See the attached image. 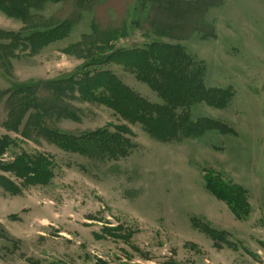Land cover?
Wrapping results in <instances>:
<instances>
[{"label": "rangeland", "instance_id": "1", "mask_svg": "<svg viewBox=\"0 0 264 264\" xmlns=\"http://www.w3.org/2000/svg\"><path fill=\"white\" fill-rule=\"evenodd\" d=\"M121 1L112 0L111 5ZM212 1L187 8L178 0L169 8L157 9L147 29L142 24L150 8L141 2L134 11L131 4L126 20L112 13L117 26L122 29L125 22L127 29L111 42L113 50L142 49L154 43L180 45L204 68V88L221 92L209 91L217 105L195 102L178 111L190 122L209 121L208 127L200 122V136L162 142L140 123H129L104 104L85 103L76 93L67 95V114L74 119L52 117L46 122L50 129L76 136L103 129L112 134L118 126L131 131L133 136L127 138L135 148L130 155L101 161L67 153L42 137L27 139L7 130L8 96L0 100V140L6 138L0 179L19 189L0 186V264H264V0H224L211 8L203 21L212 29L204 33L212 30L214 37L197 32L179 42L153 30L157 25L185 35L191 23L199 25L197 17ZM52 8L49 3L46 12ZM91 19L84 11L66 44L89 33ZM0 26L17 27L1 18ZM34 26L38 32L45 30L38 21ZM105 27L102 23L99 32ZM27 33L26 37L32 32ZM8 34L0 32V36ZM81 57L78 68L75 58L70 62L55 50L38 57L37 63L18 60L23 64H18L13 77L5 69L8 63L3 67L0 62V92L29 79L27 83L44 84L49 78L58 81L109 71L139 97L165 104L123 65L115 61L93 65L99 57ZM52 98L48 89L40 91L37 106ZM223 102L227 103L223 106ZM36 127V122H29L28 134L32 136ZM22 153L52 159L48 184H29L28 177L19 179L3 169ZM210 170L247 192L249 219L236 220L227 205L206 189L204 176ZM194 219L225 234L215 242L194 227Z\"/></svg>", "mask_w": 264, "mask_h": 264}, {"label": "trees", "instance_id": "2", "mask_svg": "<svg viewBox=\"0 0 264 264\" xmlns=\"http://www.w3.org/2000/svg\"><path fill=\"white\" fill-rule=\"evenodd\" d=\"M44 1L46 0H0L1 12L10 18L21 19L26 25L25 30L21 33H9L6 36H0V41H10L9 44H0V62H4L3 67L8 63V67L5 69H8L9 73L11 72L9 59H13L18 50L30 48L31 53H37L43 46L65 38L82 11H92L95 14L93 36H85L82 43L73 47L72 50L78 52L77 54L83 56L84 59L92 60L99 57L98 60L91 62L93 65L97 63V65L102 66L114 61L123 65L140 81L148 84L165 101V104H151L139 97L109 71H96V75L78 74L81 78L75 74L44 84L12 85L9 91L0 92V100L8 96L6 102L8 120L4 123L7 130L20 132L22 137L27 139H33L34 136L42 137L67 153H77L101 161H119L127 158L135 146L127 138V136L133 135L125 126L114 128L115 133L112 134L108 132V129H103L94 133H87L84 136H76L50 129L46 125V122L50 121L52 117L74 119L67 114L69 106L65 105L64 101L68 99L67 95L73 96L75 93L79 95L80 99L78 100L80 101L104 104L113 109L116 116L119 115L128 120L129 123H140L153 138L162 142H173L185 137L200 136L202 134L200 122H204V125L208 127V120H206L207 122L204 119L190 122L186 114L183 112L178 114V111L185 110L186 107L195 102L205 101L209 105H217L214 103V96L211 97L209 91L220 92L216 89L206 90L204 88L203 75L205 70L189 56L183 46L154 43L142 49H134L138 48L134 46L129 51L124 49L113 50L110 46L115 38L125 35L127 30L125 22L122 24L124 25L122 29L117 26V23L112 20L113 17L110 12H114L118 19L122 17V20H126L125 16L131 0H122L118 6L111 5L112 0L102 2L101 0H62L64 1L63 8L55 15L54 19L47 21L39 16H30V9L33 7L41 8ZM177 1L139 0L144 4L142 7L150 6L148 18L142 24L143 29L148 28L155 10L169 8ZM179 1L188 8L190 5H198L202 0ZM222 1L213 0L206 4L197 17L199 25H192L191 23L185 35H177L175 30L173 31L171 28L160 29L157 25L153 30L159 36L171 37L176 40H188L197 32L205 35V37H214L212 30L208 34L204 33V30L211 28V26L207 25L203 19L210 7L218 6ZM100 17L103 22H98ZM35 21L42 24L44 28L41 29H45L43 32H38L40 29L34 26ZM102 23L107 27L99 32ZM177 28L180 29L181 27ZM28 31L32 33L26 37ZM107 52L109 54H103ZM46 89L50 93L52 92L53 98L45 100L41 104L42 107H39L37 103L40 101L37 99L40 91ZM225 103L223 102L221 105L224 106ZM25 118H27L26 124L19 131ZM32 121L36 122L37 127L31 136L28 134L27 126ZM5 148L6 138L0 140V155L4 153ZM52 162V159L44 154L28 155L22 153L12 165L3 169L7 172H14L19 179L28 177V181H31L29 184L46 185L52 178ZM204 182L206 189L227 205L236 220L249 219L248 196L243 188L211 170L205 173ZM0 186L5 190H9V187L19 190L13 182L9 183L7 180L5 182L3 179H0ZM193 225L215 242L219 240L220 235L225 234L216 231L209 225H202L195 219Z\"/></svg>", "mask_w": 264, "mask_h": 264}, {"label": "crops", "instance_id": "3", "mask_svg": "<svg viewBox=\"0 0 264 264\" xmlns=\"http://www.w3.org/2000/svg\"><path fill=\"white\" fill-rule=\"evenodd\" d=\"M187 1H194V0H187ZM138 2H139V0H131L130 3H129L130 5H128L129 6L128 8H130V6L132 4V10L134 11L135 8L137 7V4L140 3V2L139 3ZM223 2H224V0L218 6L210 7L206 11V14L211 8H215V7L221 6L223 4ZM49 3H51L53 5V8H52V11L50 13H47L48 11L46 12V7H47V5ZM63 5H64V1H62V0H60V1L46 0V1H44V3H43L41 8H35V7L31 8L30 11H29V14H30V16H33V17L39 16V17L44 18L45 20H51L63 8ZM149 8H150V6L147 5V9H149ZM83 12L84 11L81 12L80 17L78 18V20L75 21V23H73V25L70 27L69 33H68V35L65 38L59 39L57 41H54L52 43H49V44L43 46L35 54L31 53L30 48H27L26 50H18L17 51L18 52L17 53V57L13 58L12 60H10V64H11L10 75H12V77H13V73L18 69V64H23L21 62H18V60L19 61L27 60V61H30V63H37L39 61L38 59L40 57H42L46 52H52L54 50L57 51V53H59L62 57H64L66 60H69L70 62H72L71 61L72 58H75L76 61H77L76 68L80 67L81 66L82 57L80 58V56L77 53L76 54L74 53V55H75L74 56L73 53H72V48L74 46L80 45L82 43L83 38L85 36H91L93 34V22H94V17H95L94 12L87 11V13L90 14V16L92 17L91 23H90V31H89V33L82 34L81 37H80V40L76 41L75 43L66 44L65 41L69 38L71 32L73 31L74 26L77 25L81 21V19L83 17ZM112 13H114V12H111V15H112ZM147 13H146V15H144L145 16L144 21H145V19L147 17ZM206 14H205V20H206ZM114 15H115V13H114ZM0 18L1 19H5L6 22L14 23L17 26V27H13V28H11V27L8 28L6 26H3V27L0 26V31L7 32V33L18 34V33L23 32V30H25V28H26L25 23L21 19L10 18V17L6 16L1 11H0ZM128 21H130V19ZM144 21H142V23ZM209 26H210V24H209ZM176 41L181 42L183 40H176ZM5 42H7V43H4V44H8V41H5ZM62 42H64L65 44L62 43ZM57 43H59V44H57ZM37 79H39V78H37ZM45 80H47V79H45ZM56 80H57V78H55V79L54 78H49L47 80V82H53V81H56ZM24 81H26V82L20 81L21 82L20 84H26L28 81H30V79L29 80H24Z\"/></svg>", "mask_w": 264, "mask_h": 264}]
</instances>
